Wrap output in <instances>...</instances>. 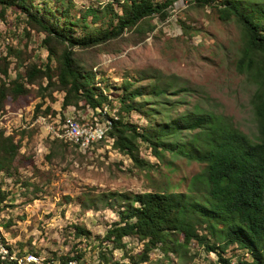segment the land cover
I'll use <instances>...</instances> for the list:
<instances>
[{
	"label": "rangeland",
	"instance_id": "1",
	"mask_svg": "<svg viewBox=\"0 0 264 264\" xmlns=\"http://www.w3.org/2000/svg\"><path fill=\"white\" fill-rule=\"evenodd\" d=\"M47 1L55 7L53 0ZM104 1L72 0V9L78 15L83 7H99ZM188 3L174 0L172 7L167 8L166 19H150L155 27L144 36L125 32L124 37L105 46L77 50V56L95 71V85L110 93L112 99L120 91L114 85L120 86L125 77L142 78L134 85L170 81L175 85L174 91L185 88L168 94L176 101L173 115L197 103L252 137L256 122L251 97L256 85L236 67L242 46L240 27L232 19H222L211 6ZM102 20L103 17L95 24L89 23L87 28L76 24L73 29L77 34L92 31ZM43 36L25 22L21 13L11 7L0 9V67L7 65V81L17 70H23V65H44L47 50L40 43ZM50 63L52 67L56 65L54 58ZM28 87L29 92L15 99L8 96L0 109V130L11 134L19 144L9 172H0V186L8 192L2 209L5 217L0 218V243L11 256L5 258L32 264L31 254L27 253L33 251L44 258L38 264H64L61 257L77 255V264H99L103 255L109 261L133 264L143 246L136 236L123 237L122 246L103 238L118 220L119 210L127 206V200L116 194L149 190L164 180V174L173 183L182 177L177 189L184 191L187 179L202 165L178 157L172 160L170 172L166 164L169 155L163 161L157 160L150 148L140 142L139 156L155 167L139 169L127 155L108 147L111 139L86 149L74 145L56 135L63 133L69 119H107L117 115L119 104L112 100L111 107L105 106L103 115H97L83 100L79 101L80 106L62 107L63 92L47 86L45 77ZM181 97L184 101H179ZM47 106L50 108L44 114ZM123 116L131 123L148 125L140 111ZM154 120L155 123L158 118ZM77 227L88 233L77 234ZM242 251L234 244L224 255L235 260ZM163 253L154 248L148 252L147 261L136 264H217L215 254L195 241L187 245L182 258L172 251Z\"/></svg>",
	"mask_w": 264,
	"mask_h": 264
},
{
	"label": "trees",
	"instance_id": "2",
	"mask_svg": "<svg viewBox=\"0 0 264 264\" xmlns=\"http://www.w3.org/2000/svg\"><path fill=\"white\" fill-rule=\"evenodd\" d=\"M186 1L211 6L222 19H232L240 27L242 46L236 67L256 85L251 97L256 122L252 137L222 115L197 103L173 115L176 101L168 94L185 88L174 91L175 85L170 81L134 85L142 78L125 77L120 86L114 85L120 91L112 99L110 93L95 85V71L77 56V50L105 46L124 37L125 32L144 36L155 27L150 19L154 16L166 19L167 8L172 7L174 0H106L99 7H83L78 15L72 9V0H53L54 8L47 0H0L1 10L13 8L31 28L44 34L40 43L47 50L43 66L23 65V70H17L8 81L7 65L0 67L3 76L0 77V109L8 96L15 99L26 94L28 84L45 77L47 86L53 85L63 92L61 106L64 108L80 106L79 101L83 100L92 112L103 115L104 107H111L112 100L119 104L117 115L108 117L110 126L105 136L93 144L111 139L108 147L112 144V148L127 155L139 169L155 167L139 156L140 142L150 148L157 160H165L168 154L166 164L170 172L172 160L178 157L202 165L187 179L184 191L177 189L182 177L173 183L164 174V180L149 190L116 194L127 200V206L119 210L118 220L110 225L103 238L122 246L123 237L136 236L143 246L133 264L147 261L148 252L154 248L163 254L172 251L182 258L192 241L213 252L217 264H264V0ZM102 17L104 20L94 30L75 33L74 25L87 28L89 23L95 24ZM51 58L56 61L54 67ZM181 100L184 101L182 97ZM38 107L39 104L35 114ZM49 108L42 112L48 113ZM133 110L142 112L148 125L140 126L124 119L123 113ZM155 117L158 120L154 123ZM79 121L94 124L93 116L89 121ZM18 147L11 134L0 130V172H9ZM7 194L0 186V210L6 206L3 200ZM77 229V234L88 233ZM234 244L243 254L232 260L224 253ZM78 257L61 258L67 264ZM5 259L0 263L18 264L14 259ZM99 264L125 263L109 261L103 255Z\"/></svg>",
	"mask_w": 264,
	"mask_h": 264
},
{
	"label": "bare ground",
	"instance_id": "3",
	"mask_svg": "<svg viewBox=\"0 0 264 264\" xmlns=\"http://www.w3.org/2000/svg\"><path fill=\"white\" fill-rule=\"evenodd\" d=\"M106 107L103 109V113L105 112ZM102 113V114H103ZM115 117V116H114ZM40 117L36 116L35 120L39 121ZM42 119V118H41ZM102 124L96 125L93 129L94 124L92 123H80L78 120H71L69 119L66 123V129L63 133L59 134L56 133L57 136H61L62 138L69 140L72 143L79 144L83 148H88L91 146L94 141L98 140L99 138L105 136L107 132L109 124V119H101ZM78 127V129H84V131H91L92 133H82L79 131H74V128ZM0 250L5 252V257H9L8 251L6 247L0 243ZM11 257V256H10ZM31 259V256L29 257Z\"/></svg>",
	"mask_w": 264,
	"mask_h": 264
},
{
	"label": "built area",
	"instance_id": "4",
	"mask_svg": "<svg viewBox=\"0 0 264 264\" xmlns=\"http://www.w3.org/2000/svg\"><path fill=\"white\" fill-rule=\"evenodd\" d=\"M93 118H94L93 129H94L96 127V125L102 124V121L99 119V117H94L93 116ZM74 131H79V132H82V133H92V129H91V131H84V129H78V127H75ZM2 189H4V188H2ZM3 202L5 203V200H3ZM2 209L0 210V218L5 217ZM27 254H31L32 264H38V260H44V258L41 255H39V254H37V253H35L33 251H31V253H27ZM0 260H6L5 259V252H3L1 250H0ZM67 264H77V263H76V260H72V261H67Z\"/></svg>",
	"mask_w": 264,
	"mask_h": 264
},
{
	"label": "crops",
	"instance_id": "5",
	"mask_svg": "<svg viewBox=\"0 0 264 264\" xmlns=\"http://www.w3.org/2000/svg\"><path fill=\"white\" fill-rule=\"evenodd\" d=\"M111 146H112V144H111Z\"/></svg>",
	"mask_w": 264,
	"mask_h": 264
}]
</instances>
